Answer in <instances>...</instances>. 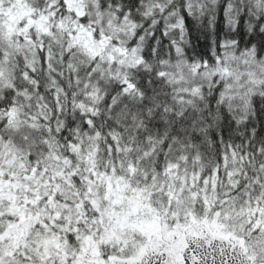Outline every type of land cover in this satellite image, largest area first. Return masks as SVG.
<instances>
[{
	"label": "snow or ice",
	"instance_id": "6c2138e0",
	"mask_svg": "<svg viewBox=\"0 0 264 264\" xmlns=\"http://www.w3.org/2000/svg\"><path fill=\"white\" fill-rule=\"evenodd\" d=\"M0 264H264V0H0Z\"/></svg>",
	"mask_w": 264,
	"mask_h": 264
}]
</instances>
